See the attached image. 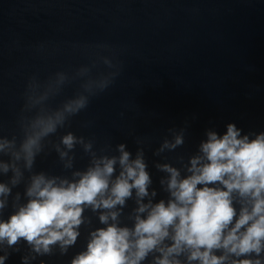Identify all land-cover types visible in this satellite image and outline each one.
I'll return each instance as SVG.
<instances>
[{"label":"clouds","instance_id":"obj_1","mask_svg":"<svg viewBox=\"0 0 264 264\" xmlns=\"http://www.w3.org/2000/svg\"><path fill=\"white\" fill-rule=\"evenodd\" d=\"M117 75L118 71L101 79L97 91L91 85L86 90L95 96L109 88ZM46 98L47 94L40 100L29 99L34 107ZM89 100L79 95L60 108H41L21 123L19 138L0 135V176L11 173L7 182L0 181V246L18 251L16 246L24 241L37 256L52 255L54 247L66 255L81 227L92 223L85 216L90 211L98 214L102 227L89 231L86 248L70 264H264V132L250 138L235 123L227 124L222 135L207 131L198 153L184 165L183 176L180 168L157 163L155 167L167 174L160 183L168 198L154 203L157 192L149 191L152 178L143 147L133 156L121 143L116 149L119 155H109L107 146L94 150V139L71 131L58 143L50 139L87 108ZM45 142L65 170L74 168L75 155L69 154L77 145L89 156L88 165L72 171L71 178L35 172ZM184 143L181 129L172 139L165 138L155 154L173 152ZM179 160L183 163V157ZM25 172L29 173L26 200L21 203L17 192L14 211L3 219L8 197ZM133 194L129 225L121 217ZM7 258V253L0 255V264ZM27 260L22 257V264Z\"/></svg>","mask_w":264,"mask_h":264}]
</instances>
